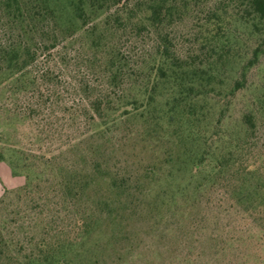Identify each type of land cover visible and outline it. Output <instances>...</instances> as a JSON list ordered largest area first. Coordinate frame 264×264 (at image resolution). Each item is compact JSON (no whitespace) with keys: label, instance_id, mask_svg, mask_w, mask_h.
<instances>
[{"label":"trees","instance_id":"obj_1","mask_svg":"<svg viewBox=\"0 0 264 264\" xmlns=\"http://www.w3.org/2000/svg\"><path fill=\"white\" fill-rule=\"evenodd\" d=\"M262 56L264 0H0V264H132L212 192L264 223Z\"/></svg>","mask_w":264,"mask_h":264},{"label":"rangeland","instance_id":"obj_2","mask_svg":"<svg viewBox=\"0 0 264 264\" xmlns=\"http://www.w3.org/2000/svg\"><path fill=\"white\" fill-rule=\"evenodd\" d=\"M252 42V41H250ZM249 42V43H250ZM253 45V42L252 44ZM249 87L240 91L234 100V116L248 98L264 96V56L248 74ZM264 129V128H263ZM23 127H17L15 135L23 138ZM259 143L264 146V130ZM23 140V139H22ZM24 141V140H23ZM25 142L23 143V145ZM27 147H31L27 145ZM23 182V177L13 176L8 164L0 161V195L5 188L15 187ZM213 193V192H212ZM203 195L199 206L188 208L197 223L203 228L190 229L188 237L176 231L174 242L144 238L140 256L132 264H264V223L245 217L235 209H218L214 193ZM207 194V193H206ZM195 223V225H197ZM12 245L3 247L2 264L11 262L14 255ZM189 258V259H188Z\"/></svg>","mask_w":264,"mask_h":264}]
</instances>
